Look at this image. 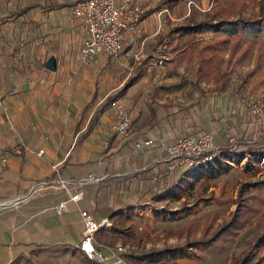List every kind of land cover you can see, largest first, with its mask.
I'll return each instance as SVG.
<instances>
[{"label": "crops", "instance_id": "0c3cea01", "mask_svg": "<svg viewBox=\"0 0 264 264\" xmlns=\"http://www.w3.org/2000/svg\"><path fill=\"white\" fill-rule=\"evenodd\" d=\"M74 1L0 0V201L10 203L0 206V264H30L40 254L60 264H88L78 248L81 210L96 220L110 218L116 210L124 212L156 195H168L177 182L166 162L165 147L179 129L171 118L163 123L137 91L139 98L125 103L133 107V124L131 134L122 137L107 98L131 73H126L128 66L122 60L133 53L138 62L134 70L139 67L142 76L145 69L139 54L150 56L166 46L174 38L167 35L169 26L183 20L188 10L180 14L181 0L172 8L160 6H167L170 15L158 16L151 9L161 0H134L148 4L147 13L124 34L122 55L101 53L83 59L86 24L72 15ZM48 58L54 60V67L46 66ZM130 87L119 98H129ZM150 136L155 138L153 144L135 147L139 138ZM16 145L20 153L14 152ZM40 149L43 152L38 154ZM147 166L153 168L149 175L158 173L160 182L140 173ZM89 174L98 180L79 188L66 189L54 182ZM188 179L187 175L182 180ZM78 191L81 198L69 200ZM16 200L19 203L13 204ZM62 201H67L65 212L57 209ZM71 243L72 251L48 253L51 247ZM35 248L40 253L32 256Z\"/></svg>", "mask_w": 264, "mask_h": 264}, {"label": "rangeland", "instance_id": "374dc122", "mask_svg": "<svg viewBox=\"0 0 264 264\" xmlns=\"http://www.w3.org/2000/svg\"><path fill=\"white\" fill-rule=\"evenodd\" d=\"M195 1L202 8L188 6L187 0H182L179 6L180 14L188 9L197 17H201L208 10L222 9L226 19L241 15L264 14L260 0ZM147 6L148 4L142 5V8L147 9ZM182 21L184 19L180 22ZM228 32L230 31L226 23L220 22L216 26L202 27L191 35L170 38L166 46H161L150 56L141 52L138 58L145 73L139 77L135 85L130 87V95H127L130 99L120 98L127 104L143 94L146 96V105L148 102V105L151 104L158 111L163 123L172 121V125L179 128L176 130V137L200 130L211 131L215 134L216 142L220 147L223 144L228 147L232 145L230 149L236 150L237 153L234 155L236 160L225 159L221 164L224 171L214 176L205 174L194 177L193 175L197 174L193 173L195 170L187 169L169 171L177 178L171 193L156 195L148 199L147 204L131 208V213L141 217L140 221L136 218L134 221L137 222L136 235L145 233L144 249L182 247V250L172 256L173 260L170 261L173 264H233V258L240 254L241 257L248 254L247 264H257L258 259H264V160L255 164L249 155H244L248 149L264 145V114L259 117L254 116L246 107V100L250 95L260 97L264 102V25L255 30L245 27L240 32L233 31L234 33L229 34L224 49L225 57L231 52L233 57L240 53L242 55L239 62L231 61L233 70L223 81L220 89L210 83L197 80L194 75L198 64L196 52L200 43ZM121 53L122 49L118 57L122 55ZM128 57H132V61L130 58L122 61L128 66L126 73H133L138 62H134L133 53ZM117 62L120 64L119 59ZM137 91L140 94L136 95ZM148 105L146 107H149ZM131 113L133 114L132 111ZM140 118H143V115ZM131 123L133 124L132 120ZM221 126L225 128L217 130ZM173 133H175L174 129ZM242 152H245L244 156ZM152 169L147 166L140 173L148 175V179L155 177L156 183L160 182L158 173L149 175ZM181 171L183 174H180ZM187 175L192 177L183 181V177ZM179 176L183 177L179 179ZM244 182L251 183L247 187L245 199L239 196ZM20 198L23 199L22 197L16 199ZM0 202V206L10 204L9 200ZM17 203L19 200L13 202V204ZM237 204L245 205V208L238 207L239 214L250 209L248 205L255 207L256 213L252 214L248 224L233 236L229 238L215 236V233L231 220ZM128 212L129 209H126L122 213L125 215ZM130 223L131 221L126 222L122 226L123 234L127 236L130 235V228L127 227ZM136 235L134 236L137 237ZM260 237L262 239H259ZM124 245L125 254L139 250L131 241H127ZM73 246V243L56 245L49 248L48 253L59 255L64 248L72 251ZM40 250L35 248L34 253L30 254L34 256L40 253ZM102 250L104 251L103 248ZM106 250L109 261H112V252ZM30 264L60 263L57 260L52 262V257L46 254H40L39 258H34ZM121 264L128 263L123 260Z\"/></svg>", "mask_w": 264, "mask_h": 264}, {"label": "built area", "instance_id": "2783aa9c", "mask_svg": "<svg viewBox=\"0 0 264 264\" xmlns=\"http://www.w3.org/2000/svg\"><path fill=\"white\" fill-rule=\"evenodd\" d=\"M187 5L202 8L195 0H187ZM71 11L74 17L81 18L86 24V34L80 51L81 57L95 59L101 53L112 57L118 56L122 48L124 34L139 25L143 8L139 2L134 0H75ZM189 12L190 9L187 14ZM163 13L170 15V9L164 6L157 10L158 16ZM110 106L115 117L117 133L122 137H128L132 131L131 110L120 98L112 99ZM246 107L254 116L259 117L264 114V102L260 97L250 95L246 100ZM154 140L155 138L152 136L139 138L135 142V147L141 148L142 145L153 144ZM219 149L220 145L217 144L215 135L211 131L200 130L178 135L165 147L167 170L173 172L178 169L195 168L213 159ZM14 152H21L20 145L14 148ZM42 152L41 149L37 151L38 154ZM97 180V177L89 174L78 180L59 179L54 182L67 189L70 186L79 188ZM39 184L46 185L47 183ZM36 186L37 184L33 185L31 189ZM81 194L82 192L78 191L70 195L69 200L77 202L81 198ZM57 209L59 212L67 211V201L58 203ZM80 216L83 229L78 248L83 257L100 264H121L126 252L124 246L118 244L115 247H106L113 255V260L109 261V256L102 248L97 247L94 239L99 229L112 227V220L109 217L96 220L86 210H81Z\"/></svg>", "mask_w": 264, "mask_h": 264}, {"label": "trees", "instance_id": "16d2710c", "mask_svg": "<svg viewBox=\"0 0 264 264\" xmlns=\"http://www.w3.org/2000/svg\"><path fill=\"white\" fill-rule=\"evenodd\" d=\"M181 0H161L157 3L156 7L151 9V11L159 10L160 6L167 5L172 8L177 2ZM262 6L264 7V0H260ZM147 13V9L142 12L143 14ZM224 11L222 9H218L216 11H205L201 17H197L189 12V14L184 18V21L170 25L168 34L174 38H180L185 35H191L196 33L202 27L205 26H216L220 22H225L226 27L228 29V34H222L220 36L205 39L200 43V46L196 52L198 57V64L194 70V75L197 80L203 81L204 83H210L215 88H221L223 86V81L227 79L232 70L233 63L239 62L242 53L233 57L232 52L229 53L228 57H225V46L229 40V34L234 33L233 31L240 32L243 28L250 29H258L264 25V14H260L259 16H250V15H241L236 18L226 19L224 16ZM231 61L233 62L231 64ZM142 70L137 67L133 73H129L123 83L120 85L118 92L113 94L112 96H108L107 100L109 102L114 98H119L123 92H125L131 85L137 82L139 76L141 75ZM192 133V132H191ZM228 145H221L219 152L215 155V157L211 160L206 161L202 165H199L195 168H189L187 170L194 171L193 173H197L193 175L194 177H200L202 175H210L214 176L216 174H220L224 171V167L221 166L222 163L226 160H236V150L230 149ZM245 152H242L243 155ZM238 154V155H241ZM244 155H249L251 160L255 164H259L262 160H264V145H260V147L255 149H248V151ZM243 155V156H244ZM234 156V157H233ZM225 165V164H224ZM192 177L189 175V178ZM250 182H244L241 186L240 195L242 198H247V187L250 186ZM244 196V197H243ZM243 199V202H244ZM238 207H244L245 205H238L236 207L235 212L233 213L231 220L228 221L224 227L215 233V236H219L222 238H229V236H233L236 232L242 229L245 225L248 224L252 214H255V207H249L250 209L241 211L239 214ZM247 207V205H246ZM131 208L129 207V212L125 215L121 210L114 211L110 219L112 220V227L110 229L101 228L95 234V243L97 247H115L120 244L125 246L124 244L127 241H131L132 245L135 244L136 249L127 254L123 255V259L128 264H173L170 260L172 256L182 250V247L175 246H165L159 249H144V239L143 236L145 233L136 235L137 231V222L135 223L134 219L141 220V217H138L136 214L131 213ZM166 219V218H165ZM127 225L130 228V235L127 236L123 234V225L126 222H130ZM124 235L125 237H123ZM136 235L137 237H135ZM259 239H262L260 237ZM240 254L237 257L233 258V264H247L249 261V256L246 254L241 257ZM88 264H100L93 261L87 260ZM257 264H264V259H258Z\"/></svg>", "mask_w": 264, "mask_h": 264}, {"label": "water", "instance_id": "95a60500", "mask_svg": "<svg viewBox=\"0 0 264 264\" xmlns=\"http://www.w3.org/2000/svg\"><path fill=\"white\" fill-rule=\"evenodd\" d=\"M46 66L50 68L54 67V60L52 58H48L46 61Z\"/></svg>", "mask_w": 264, "mask_h": 264}]
</instances>
